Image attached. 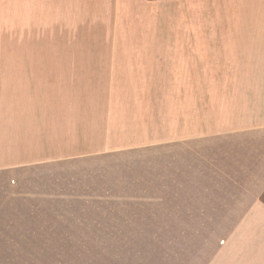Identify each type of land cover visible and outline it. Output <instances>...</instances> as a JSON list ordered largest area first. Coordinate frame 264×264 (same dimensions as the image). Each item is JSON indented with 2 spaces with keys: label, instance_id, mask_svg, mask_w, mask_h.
<instances>
[{
  "label": "crops",
  "instance_id": "0c3cea01",
  "mask_svg": "<svg viewBox=\"0 0 264 264\" xmlns=\"http://www.w3.org/2000/svg\"><path fill=\"white\" fill-rule=\"evenodd\" d=\"M116 88L220 92L0 101V251L136 224L154 264H264V0H0V90Z\"/></svg>",
  "mask_w": 264,
  "mask_h": 264
},
{
  "label": "rangeland",
  "instance_id": "374dc122",
  "mask_svg": "<svg viewBox=\"0 0 264 264\" xmlns=\"http://www.w3.org/2000/svg\"><path fill=\"white\" fill-rule=\"evenodd\" d=\"M151 20L145 17L144 31L150 32L151 29L155 31L161 28L163 35H170L169 30L173 31L171 23H163L162 26L152 25ZM219 92L184 88L36 89L32 91L3 89L0 90V101H203V99L219 97ZM222 92V96L226 95V92L229 93ZM129 229L131 231L129 233L97 235L93 240L95 242L91 244L95 248L91 249L69 248L74 246L73 242L78 235L67 234L63 235L60 243L45 244L60 246L59 249L0 251V264H154L156 253L154 234L139 233L136 224L130 225ZM159 258L158 256V260Z\"/></svg>",
  "mask_w": 264,
  "mask_h": 264
}]
</instances>
